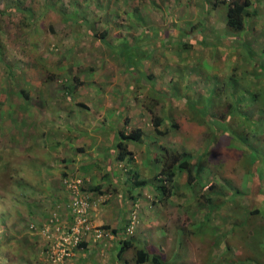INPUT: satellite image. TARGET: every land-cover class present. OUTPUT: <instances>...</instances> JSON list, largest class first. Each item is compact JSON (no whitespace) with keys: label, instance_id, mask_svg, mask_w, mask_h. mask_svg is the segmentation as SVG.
I'll list each match as a JSON object with an SVG mask.
<instances>
[{"label":"rangeland","instance_id":"obj_1","mask_svg":"<svg viewBox=\"0 0 264 264\" xmlns=\"http://www.w3.org/2000/svg\"><path fill=\"white\" fill-rule=\"evenodd\" d=\"M172 1L0 0V237L9 240L3 246L17 250L18 237L36 233L43 241L42 246L37 241L39 256L49 264L42 228L52 215L39 226L28 212L32 203H52L47 195L39 197L46 193V165L40 161H53L59 170V179L47 182L58 195L67 193V177L81 176L91 188L94 183L82 174L60 176V160L69 157L79 168L88 160L77 149L72 152L73 146L85 150L84 141L102 135L97 145L102 152L117 129L141 128L142 141L129 147L136 159L126 168L115 162L121 184L144 182L133 190L139 194L124 191L125 227L136 217L126 240L142 238L144 248L164 264H264V103L236 100L254 86L264 91V81L258 83L264 76H252L256 68L249 59L260 60L264 68V46L256 45L254 53L228 46L224 4L206 13L204 0ZM214 1L207 0L208 7ZM251 10L262 20L254 41L262 42L264 6ZM145 26L152 29L148 40L140 38ZM124 38L129 45H121ZM134 43L141 44L130 47ZM153 99L158 102L150 113L146 106ZM152 116H167L160 127L169 129L167 135L155 134ZM65 125L75 141L51 144L48 138L59 139L63 133L56 128ZM101 128L105 131L94 133ZM165 153L186 154L193 179L188 183V171H177L175 188L161 195L157 185L168 186L158 175ZM132 170L139 177L133 179ZM106 194L96 193L95 205L100 196L108 201ZM66 206L54 205L53 215ZM255 210L260 214H248ZM99 243L104 250L98 259L105 261L107 246ZM132 253L125 252L122 261L137 264ZM76 254L62 264H78ZM31 261L10 257L0 264Z\"/></svg>","mask_w":264,"mask_h":264},{"label":"crops","instance_id":"obj_2","mask_svg":"<svg viewBox=\"0 0 264 264\" xmlns=\"http://www.w3.org/2000/svg\"><path fill=\"white\" fill-rule=\"evenodd\" d=\"M170 1H172V0H170ZM177 2H179V0H177ZM251 2H252V4L249 7V10H250V8L254 9V7L256 5L260 6L263 4V6H264V0H261V1L251 0ZM172 3H173V1H172ZM189 3H191V2H189ZM200 5H202V7H203V9H202L203 12H205L204 8H206V13H208V12L211 13V12H214V10H215V8H213L212 5L210 7H208L209 3H207V0H204V2L200 3ZM189 13L190 14L192 13V11L190 9L188 10V14ZM250 13L254 14V16L252 18H248V15H247L244 18V23H245L244 30H245V32L240 33V34H234L233 32H230L225 28L224 29H225V35H227L228 40L231 41L228 43V46H230L236 50H237V48L238 49L241 48L242 51H246L245 47H248L249 51H246V52L247 53H254V52H258L256 50H254L256 45H258V46L260 45L261 47L264 46V41H262V42L261 41H257V42L254 41V39H255L254 33L256 31H258L259 28H262L261 27L262 20L257 15L256 10H254V11L251 10ZM251 14H250V16H251ZM140 20L143 21L144 17L140 18ZM205 26L207 27L206 24H205ZM150 27L148 26L146 28V26H145L143 28V30L140 34V38H143V40H145V39L150 37L149 36L150 35L149 29L152 32V29ZM155 30H156V32H158L157 28H155ZM241 36L243 38V41H239ZM236 37H237V40H236ZM248 38L250 40H248ZM143 40H140V41H143ZM124 42H126L127 45H129V42L125 38H124ZM237 42H239L240 44H236ZM141 43H138V44L134 43V45H131L130 47L139 46ZM149 44H152V42H150ZM140 47L144 48L142 45ZM241 50H240V52H241ZM262 51L263 50H260V52H262ZM149 52H151V51H149ZM120 57H121V59L124 58V62L126 61L124 53L120 54ZM241 57H242V55H241ZM122 61H123V59H122ZM122 119L123 118H121V121H122ZM67 127L68 126L65 125V126H61L60 128H56L57 131L60 134L63 133V135L59 136V139H57L56 136L50 135L51 137H54L57 140H55V142H54L53 140L50 141V139L48 138V141L51 144L53 143V144L57 145L58 147H62L64 144H67L68 141L72 142L74 139L71 140L70 137L66 135L68 133V130L66 129ZM74 131L75 130H73L72 132H74ZM104 131H105V128H101L100 131L96 130L94 133H99V132L102 133ZM118 132H120V131L117 129V133ZM92 138L93 137H91V139H89V142L84 141V145L87 146V149L85 148V150H84L83 148H80L78 146H73V145H72L73 147L71 149L72 152L75 149H77L79 152H82V153H79L81 156H83L81 159L85 158L86 160H88V162H86L85 164H81V166L79 168H75L74 164L72 163V160L69 157L62 158L60 160V163H61L60 176H66L68 174L78 173V174H82V175L88 177L94 183V184H92V187H91L93 199L95 198L96 193L103 195V194H106V190L111 192L112 195L106 194V195H109L107 197L111 196L108 201L104 202L103 204L94 205V209H92V211H91V216L93 217V220L97 225L103 226L105 228H109L112 230V232L116 231V233H114L116 240H110V241L103 240L105 247L107 246L106 250L104 252L107 254V256L105 257L106 258L105 261L103 259H98V257L101 256V250H104L103 246H102L103 244H101L99 242L94 243L90 239H86V242H84L81 245V248L77 251L79 254L74 255V256H77L75 258V260L77 261L78 264H116V263L122 264L123 262L125 264H127V262L125 260L122 261V259H123L122 257L125 253L122 254L121 256L117 255L119 248H120L119 238H120V236H124L123 233H125V228H126L125 226H126V220H127V218H126L127 212L125 211V209L127 207L123 204L124 203L123 200L128 195H125L124 191L128 192L127 189L129 188V186H124V183L121 184V180L119 178L120 172H119V170L117 172V170H116L117 168L115 167V162H118L116 159L117 149L115 146L117 139L115 138V140L110 141L109 145L105 146V148L101 150L102 152H99L98 151L99 148H97V145L99 144L100 139L104 140V138L102 135L100 137L98 136L97 138H94V139H92ZM129 147H130V145H129ZM129 147H128V149L130 151ZM106 149H107V152L110 151L111 154H109V155L105 154ZM56 152H57V150H56ZM54 153L55 152H52L53 155H54ZM65 153H67V150H65ZM85 155H86V157H84ZM56 156H55V159L58 158ZM134 159H136V157L134 158V156H133L132 162ZM40 162H42L46 165V166H44V169L42 172L43 180L45 181V184L42 187V190L45 191L46 193L41 192V194H39V197H44V195H47L48 197H51L52 203H50L46 206H43V202L45 200H43V201L41 200V201L35 202V204H33V203L31 204L34 207V210L28 211L30 213V218H32L34 221L36 220L37 224H39V226L42 224V222L44 220H47L48 217H50L53 214L54 205H55V207H56V205L57 206H62V205L66 206V204L69 200L68 194L65 192V190H63L62 186H61V188L63 190V195L60 196V195H58V192L55 190V188L52 185L47 184V182L52 184V181H54L57 178L59 179V175H58V177H56V174L59 170L54 169L55 166H54L53 161H51V162L46 161L45 162L42 160ZM127 162H128V158H127V160L122 161V162H118V163H122L123 165H125V168H126V166H128ZM103 163H104V165H103ZM136 175L139 177L138 172L136 173ZM129 182H130V180H129ZM130 184H131V182H130ZM133 184H134V182H133ZM46 185L48 187H46ZM128 193L131 194V196H134V195L139 194L141 192L139 191L137 193H130V192H128ZM99 203H101V202H99ZM58 204H60V205H58ZM67 212L68 211H67L66 207H64L63 209H60V211L58 213H56V214L60 215L59 219H60V223L62 225L68 224V222H69V216H68ZM139 212L141 214L143 213L141 210ZM148 228H150V227H148ZM155 231H157V229ZM158 231L160 232V234L158 233ZM158 231H157L156 236H157L158 240L161 242L162 238L160 237V235H162V231L160 229ZM25 233L26 234H22V237L21 236L18 237L19 239L21 238L20 240L19 239L18 240L21 241L22 243H20L19 249H17V250H15V248L13 250L12 248L10 249L8 246H3L9 240L7 237H0V260L2 262H4L5 259H10V257H13V259H16V260H21L22 258H23V260H25V258H26V260H32L31 262H29L31 264H45L43 257L39 256L40 249H41L40 247L43 245V241L39 240V236L36 233H32L30 231L25 232ZM153 235L155 236V232L153 233ZM140 239H142V238L136 239L137 241H135L134 239L128 240V241H131L133 246H129V248L126 249V251H125V252H131L132 250L135 251V253H132V256H133L135 262L137 259L136 249L143 248L145 251H147L146 248H144V245H145L144 240H143V242H141ZM19 241H18V243H19ZM37 241H39L41 243V246H40V243ZM163 243L164 242H161V244H163ZM136 247H138V248H136ZM21 249H23V250H21ZM162 249H163V247H161V250ZM24 253H25V255H24ZM149 254H151V253H149ZM132 256H131V258H132ZM146 264H149V263H146Z\"/></svg>","mask_w":264,"mask_h":264},{"label":"trees","instance_id":"obj_3","mask_svg":"<svg viewBox=\"0 0 264 264\" xmlns=\"http://www.w3.org/2000/svg\"><path fill=\"white\" fill-rule=\"evenodd\" d=\"M222 4L226 5V19H225V27L228 31L233 32L234 34H240L242 33V31L245 28V23H244V18L248 15V17L250 16L249 11V7L251 6L252 2L251 0H215L213 3V8L214 7H218L219 5L221 6ZM219 6V7H220ZM201 24H203V22H201ZM198 27V25L195 26V28ZM205 28H207L205 26ZM104 35H106V32H104ZM218 41H220L218 39ZM186 43H182L181 45L188 47ZM122 46H127V43L123 41V44H121ZM120 46V44H119ZM250 60L254 61L255 64V68H256V72L252 73V76H254L255 78L258 77V75H263L264 76V68L261 67V62L260 60L254 59L252 56L250 57ZM129 67V66H128ZM250 75V73H247ZM135 81V80H134ZM264 80H260L258 83H262ZM133 83V82H132ZM132 83L130 85H132ZM255 87V91L251 92V94L249 93H244L242 94V96H240V98H237V102L240 103L241 101H243L244 99H247L249 97V99H251V103H255V104H259V106L261 107V102L264 103V99L262 98V95H264V91H262V89H256ZM214 91H212L213 93ZM22 95L24 94V91L20 92ZM69 93V91L67 92ZM214 94V93H213ZM253 98V99H252ZM257 100H259L257 102ZM154 103L152 102V106H146L147 110L150 113H153V108L155 106V104L158 102L157 99H153ZM207 101V99H206ZM233 103L234 101L229 105L228 108H232L233 107ZM207 105H202V108L206 109ZM238 107V104H237ZM261 108H258L257 110H260ZM167 118V116L165 117H160V116H152V125H153V130L155 132L156 135H162L165 136L169 133V129L165 128L164 130H160V127L162 126V124L164 123L165 119ZM128 118H126V122H127ZM264 124V122H263ZM173 128H177V125H174ZM144 136L143 131L140 128H136L133 129L130 132H125V131H120L117 133V137H116V149H117V156L116 159L118 162H122L127 160L128 161H132V152L129 151L128 147L131 143H135L138 144L142 141ZM168 153H165L164 156V160H162V166H161V170L159 171L158 175L162 178H164L163 180L160 181H164L166 182V184H168V186H160L157 185L156 189L161 191V195H164L167 191H171L172 189L175 188V176L177 171H188L187 173V178H188V183L192 184V179L191 175H190V163L189 161H187L188 159H184V157H187L186 154L184 153H178L176 155L170 156L167 155ZM134 166V164H133ZM135 169V168H134ZM133 171V170H132ZM138 171L134 170L132 172V178L135 179L138 176L136 175ZM156 178V177H155ZM131 178H129L130 180ZM136 184V185H135ZM135 186H131L129 187L127 190L130 193H133L134 188L137 189V187L139 186H144V182H138L135 183ZM141 184V185H139ZM204 186V184L202 185ZM214 187V186H213ZM210 188L212 189V186H210ZM167 192V193H168ZM166 193V194H167ZM165 194V195H166ZM206 200H210V198H205ZM248 214H253V215H259L260 211L255 210V211H251L248 212ZM113 233H116L113 232ZM121 244L119 251L117 253L118 256H121L122 254L125 253L126 249L129 248V246H133L131 241H126V240H121L119 242ZM136 253H137V259H136V263L137 264H164L162 259L160 258V256L158 255H152L149 254L147 251H145L143 248L141 249H136Z\"/></svg>","mask_w":264,"mask_h":264},{"label":"built area","instance_id":"obj_4","mask_svg":"<svg viewBox=\"0 0 264 264\" xmlns=\"http://www.w3.org/2000/svg\"><path fill=\"white\" fill-rule=\"evenodd\" d=\"M88 180L81 176L67 177L64 185L68 193L67 225L60 223L59 214H52L48 222L43 225L42 235L48 239L45 254L49 264H62L68 260L81 245L90 239L94 243L103 240H113L115 235L112 230L95 224L91 211L95 203L87 186ZM106 197L100 196L99 202L104 203ZM136 217L130 220V225L125 228L121 240L133 235ZM31 228L34 229L33 226Z\"/></svg>","mask_w":264,"mask_h":264},{"label":"clouds","instance_id":"obj_5","mask_svg":"<svg viewBox=\"0 0 264 264\" xmlns=\"http://www.w3.org/2000/svg\"><path fill=\"white\" fill-rule=\"evenodd\" d=\"M89 191H90V193H91V195H92V192H91V188H90V186H89ZM93 198V197H92ZM65 225H67V224H65ZM33 227H34V225H32ZM103 227V226H102ZM105 228V227H104ZM119 240L121 241V239L119 238ZM124 241V240H123ZM127 241V240H126ZM77 252V251H76ZM75 253V252H74Z\"/></svg>","mask_w":264,"mask_h":264}]
</instances>
